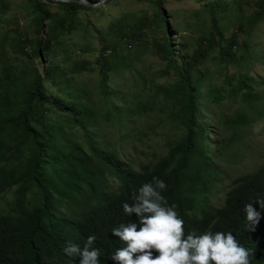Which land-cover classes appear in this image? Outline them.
Returning a JSON list of instances; mask_svg holds the SVG:
<instances>
[{
    "label": "trees",
    "instance_id": "1",
    "mask_svg": "<svg viewBox=\"0 0 264 264\" xmlns=\"http://www.w3.org/2000/svg\"><path fill=\"white\" fill-rule=\"evenodd\" d=\"M65 2L72 7L81 3ZM263 15L264 5L259 4L252 20H243L242 25H252ZM51 16L46 9L36 30L42 32ZM160 20L168 27L164 13ZM49 33L58 38L56 28ZM158 45L168 54L176 78L169 85L156 84L155 95L172 101L187 129L180 158L175 149L156 159L131 157L101 143L93 107L59 63L49 62L46 72H40L18 65L6 44L0 45V264H78V257H67L62 249L69 242L83 247L90 234L96 236L93 246L99 249L102 264H117L110 256L122 244L110 230L128 219L121 204L131 203L136 189L153 176L165 181L163 195L175 204L186 233L209 228L231 231L251 249L250 264H264V212L254 228L246 227L243 212L249 201L259 210L256 197L264 199V165L232 179L221 206L210 204L207 191L225 178L209 158L203 138L206 127L197 116L201 87L208 78L197 66L208 51L197 44L183 59L172 51L170 38ZM37 47H42L40 38ZM108 54L102 53L98 60L104 84L109 71L120 68ZM222 56L233 61L224 48ZM250 58L246 47L239 61L248 64ZM253 82L252 76L242 75L230 91L233 95L243 91L249 99ZM206 94L224 97L219 86H211ZM137 107L151 110L149 103ZM117 115L121 117L120 112ZM241 119L245 122L247 115ZM75 126L82 131L83 142L71 132ZM136 140L135 147L140 138ZM216 153L222 155L221 147Z\"/></svg>",
    "mask_w": 264,
    "mask_h": 264
},
{
    "label": "rangeland",
    "instance_id": "2",
    "mask_svg": "<svg viewBox=\"0 0 264 264\" xmlns=\"http://www.w3.org/2000/svg\"><path fill=\"white\" fill-rule=\"evenodd\" d=\"M160 2L106 0L100 6L72 7L65 0H0V45L6 44L18 65L40 72H46L49 62L59 63L93 107L99 141L131 157L151 159L174 149L176 158L182 157L187 132L172 101L155 95L156 84L169 85L176 78L158 43L170 38L172 51L183 59L202 45L208 53L197 68L208 78L201 87L197 116L206 127L203 138L209 158L225 178L206 193L210 204L219 207L232 179L264 165V15L252 25H242L243 20H252L264 0ZM46 9L52 16L40 32L36 23ZM163 13L168 27L161 24ZM50 28H56L58 38ZM246 47L248 64L239 61ZM223 48L233 61L223 58ZM104 52L120 66L109 71L105 84L98 63ZM242 75L254 78L249 99L243 91L237 95L230 91ZM211 86H219L224 97L207 95ZM142 102L151 104V110L138 108ZM242 114L247 115L245 122ZM71 132L83 142L78 127ZM218 146L222 155L216 153Z\"/></svg>",
    "mask_w": 264,
    "mask_h": 264
},
{
    "label": "clouds",
    "instance_id": "3",
    "mask_svg": "<svg viewBox=\"0 0 264 264\" xmlns=\"http://www.w3.org/2000/svg\"><path fill=\"white\" fill-rule=\"evenodd\" d=\"M164 180L153 176L142 183L131 198L121 204L124 222L110 232L122 244L111 254L117 264H250L251 249L244 247L231 231L184 229V220L175 204H169L163 192ZM259 210L249 201L243 206L246 227L254 228L264 212V199L256 197ZM135 215V219L131 217ZM96 236L86 237L83 247L67 243L63 254L78 257V264H102Z\"/></svg>",
    "mask_w": 264,
    "mask_h": 264
},
{
    "label": "water",
    "instance_id": "4",
    "mask_svg": "<svg viewBox=\"0 0 264 264\" xmlns=\"http://www.w3.org/2000/svg\"><path fill=\"white\" fill-rule=\"evenodd\" d=\"M73 1H78V2H81L83 4H86V5H90V6H100L102 5L106 0H98L96 2H91L89 0H73Z\"/></svg>",
    "mask_w": 264,
    "mask_h": 264
}]
</instances>
